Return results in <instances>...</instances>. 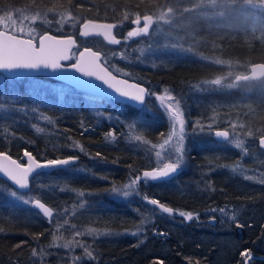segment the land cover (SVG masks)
Segmentation results:
<instances>
[{
    "label": "trees",
    "instance_id": "trees-1",
    "mask_svg": "<svg viewBox=\"0 0 264 264\" xmlns=\"http://www.w3.org/2000/svg\"><path fill=\"white\" fill-rule=\"evenodd\" d=\"M211 1L0 0V15L25 12L35 18L32 26L38 36L45 32L74 36L78 44L72 50L77 51L81 40L77 37L78 26L85 19L116 22L118 36L122 38L132 20L148 14L157 15L158 10L174 7L173 2L181 5L183 16L193 17L198 13L195 8L199 4L208 6ZM228 1L233 9L240 8L249 21L235 33L216 34L207 31L206 19L197 15L195 24L200 27V30L196 28L197 32L209 42L221 44L219 47L199 45L197 50L203 57L173 62L161 60L154 66L128 63L124 66L121 61L129 59L137 40L129 43L121 40L118 45L112 46L99 38H88L94 42L82 47L100 52L101 61L107 68L144 85L152 94L149 97L160 96L168 90L183 103H191L187 90L193 92L195 84L221 76L230 69L244 73L250 64L264 62V11L244 4L247 0ZM211 9L208 6V10ZM117 53L122 58L113 59ZM208 57H217L229 67L217 65ZM43 80L52 85L43 88L39 83ZM242 81L248 89L258 91L260 87L256 84L263 82L264 78ZM55 83L67 85L70 89L64 95L55 90L60 100L55 99L52 89ZM12 90L23 99L14 106L5 103L4 108L9 111L0 110V152L19 161H23L25 150L39 161L74 156L78 157L73 164L78 171H66V166L43 170L41 175H30L29 187L22 190L0 178L3 188L29 191L53 210L52 217L45 218L30 205L22 204L0 191V264H72V256H83L80 248L69 251L62 247L73 237V230L89 228L113 233L133 232L142 228V213L143 230L138 235L117 239L76 237V240L92 245L96 257L92 261L83 260L80 264H245L241 253L246 249H251L252 254L264 255V184L256 187L244 182L243 186H239L226 178L222 168L233 161L239 163V152H232L229 156L218 153L215 146L219 143L210 137V132L189 134L186 141V157L192 171L187 175H195L208 183L202 194L174 191L167 187L169 183L160 185L143 181L142 188L140 181V195H136V200L120 203L109 194L108 189L134 179L142 169L155 166L145 151L135 148L137 145L130 138L141 136L142 139L136 141L138 144L146 139L158 141L167 131L165 117L156 109H153L152 115H144L143 107L138 109L107 97H97L43 75L18 78L3 75L0 93ZM220 93L221 98L218 99L226 97L227 102L220 108L223 112L217 114L221 116L219 126H227L225 121H221L227 111L235 120L242 121L245 136L250 139L251 145L255 144L257 137L264 135V102L239 104L234 102L238 99L234 91ZM0 100H6V96L0 95ZM146 101L144 106H148L151 100ZM34 102L38 104V113L47 115L49 121H43L37 113L24 115L10 111L25 104L31 109L35 106ZM97 109L111 119H97ZM190 110L196 113V121H206V108L202 111L192 104ZM134 116L140 120L134 124L135 135H131L129 123ZM138 122L141 125L136 127ZM146 122L148 129L143 128ZM37 128L42 131H36ZM246 130L252 135L249 136ZM109 132H113L114 139L107 136ZM74 144L80 145L83 151L81 147H73ZM257 152L258 164L254 161V164L249 163L252 160H245L244 164L249 171L257 172L264 179V152L261 149ZM97 153H100L99 157ZM80 192L91 195L80 197ZM145 194L174 209L198 214L199 219L178 221L172 216L159 214L164 220L157 215L158 218L151 220L149 212L153 209L142 202ZM74 197L78 198L76 201L82 198L86 207L83 211L90 212L69 215ZM88 203L94 206H88ZM213 208H229L232 214L228 218L226 213L217 211L214 221L210 219L211 214H202L206 209L210 211ZM233 215L236 220L231 219ZM237 223L242 226L238 227ZM157 232L165 235H158ZM248 264H264V259H252Z\"/></svg>",
    "mask_w": 264,
    "mask_h": 264
},
{
    "label": "rangeland",
    "instance_id": "rangeland-1",
    "mask_svg": "<svg viewBox=\"0 0 264 264\" xmlns=\"http://www.w3.org/2000/svg\"><path fill=\"white\" fill-rule=\"evenodd\" d=\"M228 3H230L228 0H212L208 4V6H211L212 8L211 10H208L207 5L205 6V5L199 4L198 7L195 8V11L198 13L196 14V16H193V17L183 16L184 11L178 2H173L174 7L169 6L168 8L162 9L160 11L158 10L159 13H157V15H154V16L152 15L154 22L152 25L150 35L148 36L147 40L145 41L143 39L137 40V42L135 43V45L137 46L136 48L133 49L134 51H132V53L129 55V59H122L125 61H121V63L124 66H128L127 63L131 65L145 64L149 66H154L156 62L158 63V61H161V60L166 61V62H173V61H180L185 58L193 59L195 57H203V55H201V53L197 50L199 45L210 44L213 47H219L221 46V44L211 43L209 42L207 38H205L203 35L197 32V29L200 30V27H197L195 24V22L198 19L197 15H200L206 19L207 23L205 25V29H207V31L209 32H213L216 34L235 33L237 30H239V28H242L249 21V18L245 15V13L240 8L233 9L231 5H228ZM244 4H248L254 8L261 9L264 11V0H247L244 2ZM5 17H11V20L4 19L3 22L0 23V30L10 31L15 34L22 35V36H25L31 39L35 37V39L33 40L37 42L39 36L36 33V30L32 26V23L34 22V19L32 16L29 17L25 12L17 11L16 13L10 12V13L0 15V18H5ZM13 28L17 29V31H13ZM20 28L24 29L23 33L18 31V29ZM30 29H34V31H32L31 34H29ZM89 42L92 43L94 41H91L88 38H81V40H79V47H80L79 49H81L82 46L88 44ZM77 51L76 50L71 51V55H72L71 61L75 59ZM112 58L120 59L122 58V56L120 53H117ZM208 59L212 60L217 65H224L226 67H229L227 63L222 64L221 60L217 57L216 58L208 57ZM246 72L244 73L235 72L232 69L227 70L223 75L211 79V80H219L220 84L218 86L207 83L208 81H211V80L201 81L199 84H195L196 86L194 87L193 92L191 90H187L188 95L190 96V99H192L191 103H183V100H181L180 98L174 97L172 95L175 98V100H179L181 104V110L183 112V115L186 121V124H185L186 140L188 138V134L192 133V129L197 122L196 117H195L196 113L195 112L192 113V111L190 110L192 104H195V106L197 105L199 110H202V111L206 108L207 110L206 121L204 122L199 121V124L204 126L203 133L208 134L210 130L213 129L215 126L220 125V123L218 124V122L221 116L216 115V114L223 112L220 110V108L223 104H226L227 102L226 97L224 98V100L218 99L219 97L221 98L220 92L234 91L235 94H238V99L235 100L234 102H237L239 104H247V103H252V102L253 103L264 102V81L256 84L260 88L258 91H255L254 89L253 90L248 89L246 84L242 80H235L236 76L245 74ZM2 80H3V75L0 73V84ZM39 83L41 84V86H43V88H45L46 86L50 87L52 85V84L50 85V82L45 81V80L40 81ZM52 89H54L53 91L56 90L58 92H62L63 95L67 91H70L67 85L56 84V83L53 84ZM56 91L54 92L55 97H56L55 99L60 100L59 94ZM162 96H165V92H163L162 95L160 96H155L152 98L150 97L149 100L151 101L148 102V106H143L144 108L143 114L152 115L153 109H156L159 112L163 113L166 124H167V131L165 132V135L155 142L146 139V140H143L142 143L138 144L135 141V144L137 145V147L135 148L136 149L141 148L140 150L142 152L145 151V153L151 158L150 162H153L156 167L162 166L163 163L168 162L166 159V156L169 154L170 149L172 148V145L175 143V140H173L169 145L165 147V149L159 148V145L162 144L165 139H167L168 135L173 130V122L168 117L167 112H166V107H165L166 101L160 99V97ZM40 99L43 100L42 96L40 97ZM175 100L167 101V102L175 103ZM97 112L100 113L99 110ZM232 116L228 115L227 111H225L224 120H221V121H225L227 125L226 126L227 129L231 133L230 138L222 145L217 144V146H215L218 153L226 154L228 156L232 152H236V150H238V149H233V148H236L234 147L235 141L239 140L242 142V137L239 136L240 130L242 129V126H241L242 121L235 120V117L234 116L232 117ZM140 123L141 122L136 123V127H138ZM225 123L222 125H225ZM147 126H149L147 122L143 124L144 129L145 128L148 129ZM177 130H178V126H177ZM135 133H136L135 127H132L130 129V134L135 135ZM130 140H133V139L130 138ZM157 151H161L162 153L161 156L159 157L156 156ZM240 153L242 155L247 154L245 153L244 149H243V152L241 150ZM248 155H252L253 158L251 159L253 160L256 158L253 152H250L249 154H247L246 155L247 158H248ZM243 158L245 157L243 156ZM249 163L251 162L249 161ZM236 166H238L240 169H244V171H237V172L231 171V169ZM236 166L226 165L225 170H227L228 173L231 172L233 175L237 174V176H239V180H241L239 181V184H238L239 186H243L241 185L242 182H245L246 185L254 184V186L256 187L261 185L259 181L263 178H261L260 175L257 174V172L256 174H254L253 172L249 171L250 169H248L245 165H241L240 163H237ZM189 167H190L189 164H187V157L185 156V163L181 169L184 170V172H186L187 174L191 172ZM65 170L69 172H73L76 170L78 171V168L75 167L74 165H69V166H66ZM246 176H252L253 179L251 180L246 179L245 178ZM128 182H125V183H128ZM171 185L175 186L174 188L178 192H187V193L194 192L197 194L199 193L202 194L205 191L208 183H206V181H203L200 177H195V179L192 181L190 179L181 180L180 182H175V183H172ZM18 193L25 195L26 198L31 196L34 199V195L30 193L29 191H23V192H18ZM111 196L120 203H128L132 200H136L135 194L128 198L113 196V195ZM77 199H78L77 197H74V201L71 204L73 209L69 211V213L68 212L67 213L69 215L72 213L74 214L89 213L90 210L83 211L84 208L86 207L81 208L80 206L81 203H83L82 198H80L79 201H76ZM19 202L22 204H25L22 201H19ZM90 204L92 205V207L94 206L93 203H88V206ZM92 213H93V210H92ZM149 214H150V217H152L151 220L156 219L157 217L156 214H154L153 212H149ZM226 216L230 218L229 214ZM141 225H142L141 226L142 228H137L133 232H123V233H113V232L106 231V230L94 231L93 229H89V228H86V230H83V229L76 227L77 229L73 230V237L70 240L76 239L77 236L75 234L77 232H80L83 234V233H86L88 230H93L94 232L102 233V235L95 237V236H88L84 234L77 238L90 237V238H96V239H104V238L117 239V238H122L126 235H132V233H137L136 235H138L143 230L142 222H141ZM67 227L70 228V225L69 226L67 225ZM105 233L106 235H103Z\"/></svg>",
    "mask_w": 264,
    "mask_h": 264
},
{
    "label": "snow or ice",
    "instance_id": "snow-or-ice-1",
    "mask_svg": "<svg viewBox=\"0 0 264 264\" xmlns=\"http://www.w3.org/2000/svg\"><path fill=\"white\" fill-rule=\"evenodd\" d=\"M4 19L11 20V17L0 18V23H2ZM140 22V19L137 18L133 21V23L136 25H139ZM113 27V24L96 23L94 21L88 20L85 21L82 25L81 35L85 37L89 36V29H91L97 34L102 33L106 39H110L111 43L119 44L121 41L116 39V37L112 33ZM13 31H17V29L13 28ZM18 31L23 33L24 29L20 28L18 29ZM32 31H34V29H30L29 34H31ZM148 31L149 28L147 25L139 28H133L127 33L125 39L137 37L141 33H148ZM33 39H35V37H33ZM33 39H22L17 35L0 31V70L15 73L17 70H39L41 68L62 70L66 67H70L81 72L84 76L96 77L98 80L103 81L110 88L114 89V91L118 93L122 98H125L129 102L143 104L146 96L152 95L145 87L141 86L140 84H130L128 80L119 79L117 75H113V73L100 62L101 53L98 51H93L92 49L85 48L79 53V56L76 59L75 63L68 65L62 64L61 61H69L70 59H72V55H70V52L75 45V40L72 36H68L66 38H58L45 33L39 36V47H36V45L33 43ZM207 83L218 86L220 84V81L211 80ZM0 95L6 96V100H0V110L4 111H9L8 109L4 108L5 103H9L14 106L20 103L23 99V97L15 90H12L8 93H0ZM160 99L166 101V112L168 117L173 122L172 132L168 135L167 139H165L164 142L159 145L160 149H165L167 145L175 140V143L172 145L169 154L166 156L168 162L163 163L162 166L153 168L151 171H143L142 176L137 175L134 179H131L128 183H125L121 186L113 185L110 189H108L109 194L124 198H128L134 194L140 195L138 183L141 180H143L144 182L166 181L176 175L184 165L186 156V121L181 110L180 101L175 100V98L168 93V90H165V96L160 97ZM173 100H175V103L167 102ZM34 105L35 106H33L31 109H29V107L25 104L22 107H13L10 111H15L24 115H27L29 112L37 113L40 116V119H42L43 121H49L50 118L47 115L38 113V104L36 102H34ZM97 115L103 114L97 113ZM109 119H111V117H109ZM139 120V117H132L131 122L129 123V128L131 129L132 127H134L135 122ZM36 131L39 132L42 131V129L37 128ZM203 132L204 126L200 125L199 122H196L191 134L197 135L202 134ZM248 135L251 136L252 133H248ZM107 136L113 139L115 138L113 132H109ZM214 136L217 139H227L229 137V132L215 131ZM132 139L138 142L142 139V137L136 135L132 137ZM259 144L262 148H264V136L260 137ZM72 146L81 147L78 144H74ZM234 147H236L237 149H241L244 148V145L241 141L237 140L234 143ZM81 150L83 151L82 147ZM244 151L245 153H247V148H244ZM161 154V151L156 152V156L158 157L161 156ZM24 156H26L29 161L27 166L18 164L16 160H13L6 153L0 152V159L9 162L0 165V171H2L7 176V178L10 179V181L17 185L19 189H27L29 187L30 175H41L43 174L44 169L73 165L78 160V157L69 156L66 158L48 159L46 161L40 162L37 161L35 157H33L32 153L26 150L24 151ZM96 156L99 157L100 153H97ZM231 171H244V169H240L238 166H236L233 167ZM245 178L249 180L253 179L252 176H246ZM259 182L264 184V179H261ZM0 191H4L7 195L16 198L19 201H22L25 204H29L35 207L45 217H52L53 215L52 208L46 206L41 202L40 199H33L31 196L26 198L25 195L19 194L18 191H8L2 186H0ZM85 195L91 194H86L84 192L79 193L80 197H84ZM142 199L147 204L154 206L153 212L159 211L160 213L169 215L175 214L172 207L166 206L157 199L150 198L146 194L142 196ZM80 206L81 208H83L84 204L81 203ZM217 211H219L220 213H226L229 210L227 208L211 209V220L214 221L216 219L214 214ZM178 215L188 221L199 219V215L196 214L194 216L192 212L178 211ZM231 219L236 220V216L233 215ZM237 226L241 227L242 225L237 223ZM84 234L95 237L102 235V233L94 232L93 230H88L83 234L77 232L75 235L79 237ZM136 234L137 233H132V235ZM156 234L165 235V233L162 232H157ZM103 235H106V233ZM62 247L69 251H74L76 248L82 249L83 256H72V264H80V262H82L83 260L92 261L96 258L94 255V251L92 250V245L84 243L80 240L72 239L66 241L65 243H63ZM33 255H36L35 249L33 250ZM241 256L245 258V264H248V262L254 258L251 249H246L241 253Z\"/></svg>",
    "mask_w": 264,
    "mask_h": 264
},
{
    "label": "water",
    "instance_id": "water-1",
    "mask_svg": "<svg viewBox=\"0 0 264 264\" xmlns=\"http://www.w3.org/2000/svg\"><path fill=\"white\" fill-rule=\"evenodd\" d=\"M88 20L94 21L96 23L113 24L114 27L112 29V33L116 37V39H118V40L121 41V38L119 36H117L116 35V32H115V30L117 28V24L115 22L99 21V20H92V19H85L82 22H80V24L78 26V32H77V37L78 38H99L104 43H106L107 45H112V46L118 45V44L111 43L110 42V39H106L102 33L97 34V33L93 32L91 29H89V32H90L89 36H87V37L82 36L81 35L82 25L84 24L85 21H88ZM142 21L149 28L150 24L153 22V16L150 15V14L145 15V16L142 17ZM132 23H133V21H132ZM0 31L8 32L9 34H13V35H17L19 38H22V39H31V38H28V37H25V36H22V35L15 34V33L10 32V31H6V30H0ZM45 33H48V34H50L52 36H55V37H58V38H66V37H68V36L54 35V34H51L49 32H45ZM45 33H43V34H45ZM43 34H41V35H43ZM72 37L75 40V45L73 46V48H75L77 46V42L78 41H77V39L74 36H72ZM33 43L36 45V47H39V38H38L37 42H35V40H33ZM85 48H89V47H82L81 49H79L77 51V53H76V57H75L74 60L71 61V59H70L69 61H61V63L62 64H65V65L75 63L76 62V59L79 56V53L81 51H83V49H85ZM72 49H71V51H72ZM89 49H92V48H89ZM93 51H95V50H93ZM70 55H71V52H70ZM100 62L102 63V61H100ZM108 70L111 71L109 68H108ZM0 72L2 74H4V75L8 76V77H11V78H18V77L26 76V75H32V76H34V75H43V76H48L50 78H53L55 80H58L60 82L65 83V84H68V85L74 87L75 89H78V90H81V91H85V92L90 93V94H92L94 96L107 97V98H110V99H112L114 101L123 102V103H129V104H131V105H133V106H135L137 108H140L143 105V104H139V103H136V102H129L125 98H122L118 93H116L114 91V89L110 88L103 81L98 80L96 77L84 76L81 72L77 71L76 69L70 68V67H66V68H64L62 70H52L50 68L49 69L41 68L39 70H17L15 73H10V72H7L5 70H0ZM111 72L113 73V75H116L113 71H111ZM117 76H118L119 79H126V80H128L130 84H133V83L134 84H140L138 82H135L133 80H130V79L121 77L119 75H117ZM263 77H264V62H255V63H252V64L249 65L248 70H247V72L245 74L236 76L235 80L260 79V78H263ZM140 85L143 86V87H145L142 84H140ZM215 131H227V130H225V129H216ZM260 137H259V139H260ZM259 139H258V143H259ZM218 140H222L223 141L225 139L220 138ZM259 146H260V144H259ZM262 149L264 150V148H262ZM3 153H5V152H3ZM7 155L10 156L9 154H7ZM11 158L13 160H16L13 157H11ZM23 159H24V162H25L23 164L20 163V162H18L17 160L16 161H17L18 164L27 166V164L29 163V161H28V158L26 156H24V153H23ZM37 161H39V160H37ZM40 162H43V161H40ZM6 163H9V162L0 159V165L6 164ZM54 168H56V167L47 168V169H44V170H52ZM153 168H156V167H153ZM153 168H145V169H143V171H151ZM143 171L141 172V175H142ZM0 178L6 180L8 182H10V184H12L14 187H16L17 189H19V187L17 185H15L12 181H10V179L7 178V176L2 171H0ZM153 182H155V181H153ZM20 190H22V189H20ZM34 199H39V198H34ZM41 202L44 203L46 206H48L42 200H41ZM150 206H152V205H150ZM152 207H154V206H152ZM31 208L34 209L35 211H37L38 213H40L35 207L31 206ZM40 214L43 216L42 213H40ZM43 217H45V216H43ZM45 218H50V217H45ZM253 257H254L253 259H256V258L264 259V255H253ZM244 263H245V261H244Z\"/></svg>",
    "mask_w": 264,
    "mask_h": 264
},
{
    "label": "flooded vegetation",
    "instance_id": "flooded-vegetation-1",
    "mask_svg": "<svg viewBox=\"0 0 264 264\" xmlns=\"http://www.w3.org/2000/svg\"><path fill=\"white\" fill-rule=\"evenodd\" d=\"M143 17V16H142ZM142 17H139V18H137V19H140V24L139 25H136V24H133L132 22H131V26L127 29V30H125V32H123V36H122V38H121V40H123V41H126V43L128 42L129 43V41H134V40H147V38H148V36L150 35V32H151V29H152V25H153V22H154V19H153V22L150 24V26H149V31H148V33H141L139 36H137V37H132V38H128V39H125V37L127 36V33L130 31V30H132L133 28H139V27H143L145 24H144V22L142 21ZM135 20V19H134ZM134 20H132V21H134ZM118 26H117V28H116V30H115V32H116V35L118 36L119 34V32H117L118 31ZM77 44H78V42H77ZM112 71V70H111ZM1 73V72H0ZM2 74V73H1ZM2 75H4V74H2ZM116 75H118V74H116ZM4 76H6V75H4ZM119 76H121V75H119ZM121 77H123V76H121ZM11 78V77H10ZM124 78H126V77H124ZM128 79V78H127ZM97 97H99V96H97ZM149 96H147L146 97V99H145V101H144V103H143V105L140 107V109L144 106V104H145V102H146V100H149ZM112 101H114V100H112ZM114 102H117V103H120V104H123V105H127V104H129V103H123V102H118V101H114ZM129 105H131V104H129ZM132 107H134V108H137V107H135V106H133V105H131ZM139 109V108H138ZM98 110V109H97ZM98 113V112H97ZM97 113H96V116H97V119H99L100 121L101 120H109V117L110 116H108L107 114H103L102 112H100V113H102L103 115H97ZM161 113V112H160ZM217 115V114H216ZM161 116H163L164 117V114L163 113H161ZM198 122V121H197ZM216 129H225V130H227L228 132H229V137L227 138V139H225V140H221V141H216L217 139L215 138V136H214V131L216 130ZM244 130H240V134H239V136L240 137H242V142H243V144H244V146H245V148H247V150H248V152H247V154H249L250 152H253L254 154H255V156H256V158L253 160V159H251V158H253V156L252 155H248V158H250V159H248L247 158V154L246 155H242L240 152H241V150H242V152H243V149L244 148H241V149H238V150H236L237 152H239V155H240V161H239V163L241 164V165H245L244 164V162H245V160L246 161H249V160H252V164H254L253 163V161L254 162H256L255 164H258V157H259V153L257 152L258 151V149H261L263 152H264V150L259 146V143H258V139H259V137H257V139H256V142H255V144L253 143L252 145H251V143L249 142L250 141V139H248V137H246L245 136V131L243 132ZM246 132L248 133L249 132V130H246ZM202 134H206V133H202ZM189 135V134H188ZM247 135V134H246ZM230 136H231V133H230V131L227 129V127H222V126H215L213 129H211L210 130V137L211 138H213V140H215L216 142H218L220 145H222L223 143H225L229 138H230ZM252 140V139H251ZM187 141V140H186ZM249 144L251 145V146H249ZM255 148H257V150H255ZM233 149H237V148H233ZM256 152V153H255ZM242 156V157H241ZM243 156L245 157V158H243ZM17 160V159H16ZM18 162H20V163H25L24 162V159H23V161H19V160H17ZM187 164H189V162H188V160H187ZM236 164H237V162H235V161H233L231 164L229 163V164H227V165H229V166H236ZM253 166V165H252ZM258 166V165H257ZM153 167H156V166H153ZM153 167H151V168H153ZM143 171V169L141 170V172ZM141 172H140V176H142L141 175ZM192 172V171H191ZM222 172L226 175V178H230V180H233L237 185L239 184V181H241V180H239V176H237V174H232L231 172L230 173H228L227 172V170H225V166H223V168H222ZM188 174V173H187ZM186 174V172H184V170H182V169H180V171L176 174V175H174L172 178H170V179H168V180H166V181H155L154 183H157V184H163V183H169L170 185L172 184V183H175V182H180L181 180H194L195 179V177H189L188 175ZM229 175V176H228ZM150 182H153V181H150ZM244 182H242L241 183V185L243 184ZM141 184H142V188H143V180H141ZM169 184H167V187H169V188H171V189H173L174 191H176L175 190V186H173V185H169ZM248 186H252V185H248ZM254 186V185H253ZM193 194H195V195H197V193H194L193 192ZM142 202H143V199H142ZM162 203V202H161ZM147 204V203H146ZM163 204H165V203H163ZM148 206H150L149 204H147ZM166 206H169V205H167V204H165ZM152 209H153V207L152 206H150ZM169 207H171V206H169ZM174 209V208H173ZM229 211L228 212H226V215H231L232 214V212H231V210L229 209V208H227ZM208 209H206L202 214H204V215H209V214H211V213H209L210 211H207ZM178 211H183V210H179V209H174V213L175 214H173V215H169V214H165V213H160L159 211H156V215L159 217V219L160 220H164V218L162 217V216H160L159 214H161V215H168V216H172L174 219L176 218V219H178V221H180L181 219H183V220H185L184 218H182V217H180L179 215H178ZM185 212H190V211H185ZM202 212V211H201ZM201 212H200V214H201ZM143 214V213H142ZM194 214V213H193ZM196 214H194V216H195ZM225 215V216H226ZM185 221H188V220H185ZM191 221H195V220H191ZM141 222L143 223V215H142V220H141ZM253 255H258V254H253ZM244 261H245V259H244Z\"/></svg>",
    "mask_w": 264,
    "mask_h": 264
},
{
    "label": "bare ground",
    "instance_id": "bare-ground-1",
    "mask_svg": "<svg viewBox=\"0 0 264 264\" xmlns=\"http://www.w3.org/2000/svg\"><path fill=\"white\" fill-rule=\"evenodd\" d=\"M115 23H116V22H115ZM116 24H117V23H116ZM263 78H264V77H263ZM260 79H261V78H260ZM262 136H263V135H262ZM215 138H216V137H215ZM216 139H217V138H216ZM216 141H218V139H217ZM219 141H221V140H219ZM219 141H218V142H219Z\"/></svg>",
    "mask_w": 264,
    "mask_h": 264
}]
</instances>
